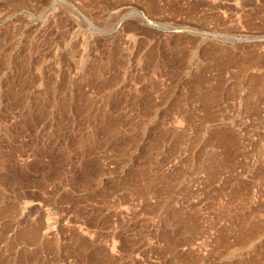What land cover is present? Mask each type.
Wrapping results in <instances>:
<instances>
[{"label":"rangeland","instance_id":"1","mask_svg":"<svg viewBox=\"0 0 264 264\" xmlns=\"http://www.w3.org/2000/svg\"><path fill=\"white\" fill-rule=\"evenodd\" d=\"M0 264H264V0H0Z\"/></svg>","mask_w":264,"mask_h":264},{"label":"bare ground","instance_id":"2","mask_svg":"<svg viewBox=\"0 0 264 264\" xmlns=\"http://www.w3.org/2000/svg\"><path fill=\"white\" fill-rule=\"evenodd\" d=\"M149 3V2H148ZM153 10V9H152ZM57 23V22H56ZM150 49V48H149ZM153 52V51H152ZM166 52V51H165ZM19 57V56H18ZM27 57V56H26ZM176 57V56H175ZM5 58V57H4ZM175 60V59H174ZM257 61V60H256ZM173 62V61H172ZM4 63V62H3ZM246 63V62H245ZM20 64V63H19ZM245 66V65H244ZM18 67V66H17ZM6 68V67H5ZM15 71V70H14ZM97 71V70H96ZM96 73V72H95ZM21 78V77H20ZM254 81V80H253ZM251 83V82H250ZM254 84V83H253ZM13 86V85H12ZM11 89V88H10ZM29 235H31V234H29ZM27 238V237H26ZM33 240H34V238H33Z\"/></svg>","mask_w":264,"mask_h":264}]
</instances>
